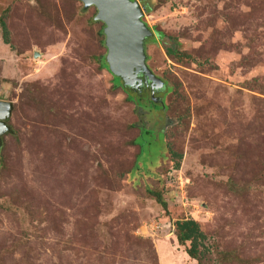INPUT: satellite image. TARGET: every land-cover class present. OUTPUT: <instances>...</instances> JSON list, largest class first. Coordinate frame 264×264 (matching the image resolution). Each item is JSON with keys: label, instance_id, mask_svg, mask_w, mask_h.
Wrapping results in <instances>:
<instances>
[{"label": "rangeland", "instance_id": "374dc122", "mask_svg": "<svg viewBox=\"0 0 264 264\" xmlns=\"http://www.w3.org/2000/svg\"><path fill=\"white\" fill-rule=\"evenodd\" d=\"M136 1L165 36L146 41L148 65L174 89L159 90L157 126L98 63L93 8L0 0L15 132L0 157V264H196L175 237L183 219L201 225L210 264H264V0ZM144 129L156 131L136 163Z\"/></svg>", "mask_w": 264, "mask_h": 264}, {"label": "water", "instance_id": "95a60500", "mask_svg": "<svg viewBox=\"0 0 264 264\" xmlns=\"http://www.w3.org/2000/svg\"><path fill=\"white\" fill-rule=\"evenodd\" d=\"M83 10L95 8V22L104 25L106 63L109 73L120 79L124 88L139 89L141 75L156 91L164 88L165 83L158 78L147 61L146 41L153 32L144 22L145 9L136 0H81ZM35 58H38L36 55ZM152 101L158 103L153 97ZM14 112L12 102L0 101V154L3 147V136L14 134L7 121Z\"/></svg>", "mask_w": 264, "mask_h": 264}, {"label": "trees", "instance_id": "16d2710c", "mask_svg": "<svg viewBox=\"0 0 264 264\" xmlns=\"http://www.w3.org/2000/svg\"><path fill=\"white\" fill-rule=\"evenodd\" d=\"M145 1L148 3L147 0H145ZM146 7H149V9H151V7L148 5ZM93 9L95 10V14L90 18L91 24L95 23V21H93V20L97 14L96 9L94 7H93ZM83 12H85V11L83 10ZM96 23L102 25L101 29L98 32V36L100 38H102L101 43H103V39L105 38V36L103 34L104 25L101 22H96ZM0 27H1L2 38H3L4 43L6 45H10L11 44V42H10V31H9V28L7 26V23L5 21L4 16L1 17V19H0ZM156 36H158V38L160 37L161 39L165 37L164 34H160V33H157L154 37H156ZM147 42H148V40H147ZM104 46H105V40H104ZM105 48H106V46H105ZM173 53H175V52H172V51L169 52L170 55H172ZM174 56L175 57H177V56L181 57L180 55H177V54H175ZM97 61L100 64V66L109 73L108 65L106 63V57H102L100 59H97ZM113 79H114L113 81H114L115 87L120 88L126 94L127 99H129L130 101H134L138 97L135 95V93L133 91H130L127 88H123V83L120 79H118L114 76H113ZM164 83H165V91H166L164 94L172 93V91L174 89L169 86L168 81H164ZM168 109H169V107H168ZM151 125L157 126V124H151ZM154 131H156V130L144 129L141 132V135L135 141H133V143L137 144L139 147V154L137 155L136 163L138 161H141L143 159V157L150 152V146H152V142L150 140H147V138H149V136L154 135V133H153ZM155 136H156V134H155ZM152 141L154 142L155 138ZM3 146H4V140H3ZM3 148L4 147H2V149H1V153L3 151ZM172 155H173V157L179 159V162H177V164L175 165V168L179 169L181 166L180 162H181L183 157L181 155H177L176 153H172ZM0 157H1V154H0ZM233 190L236 191V188L233 187ZM147 191H148L149 195H151L155 199V201L165 211H168V204L164 200L161 191H154V190L153 191L147 190ZM173 227L175 230L174 233H175V237L177 239L178 244L185 248V253L189 256V258L191 260L195 261L196 264H210L211 263L212 255L215 254V250H214V248H212V249L206 248L204 242L206 241L207 237H206V234L204 233L201 225L197 221H195L193 219L178 220L174 223ZM216 253L220 257L224 258V260L237 261V262L239 261L236 258V256L234 255V253L219 252L218 250H216Z\"/></svg>", "mask_w": 264, "mask_h": 264}, {"label": "flooded vegetation", "instance_id": "af4514ba", "mask_svg": "<svg viewBox=\"0 0 264 264\" xmlns=\"http://www.w3.org/2000/svg\"><path fill=\"white\" fill-rule=\"evenodd\" d=\"M148 62H149V58L147 63ZM140 78L142 79L143 82L139 87V89L137 90L130 89V91H133L135 92L136 95H138L139 99H136L138 105L140 106L138 108L140 109V111L146 114V118L148 119L147 121L148 124H157L164 122V112H165V108H167L165 102V96L161 94V91H156L155 89H153L152 85L147 82V80L143 77V75H141ZM153 97H155V99H158V105L152 101ZM162 102H164V104Z\"/></svg>", "mask_w": 264, "mask_h": 264}, {"label": "clouds", "instance_id": "9594fccd", "mask_svg": "<svg viewBox=\"0 0 264 264\" xmlns=\"http://www.w3.org/2000/svg\"><path fill=\"white\" fill-rule=\"evenodd\" d=\"M148 26V25H147ZM149 27V26H148ZM153 37V36H152ZM150 67V66H149ZM152 70V69H151ZM154 73V72H153ZM155 74V73H154ZM124 88V87H123ZM128 89V88H127ZM130 90V89H129ZM135 93V92H134ZM136 95V94H135ZM138 96V95H136ZM136 99H139L138 97ZM163 103V102H162ZM164 104V103H163Z\"/></svg>", "mask_w": 264, "mask_h": 264}]
</instances>
